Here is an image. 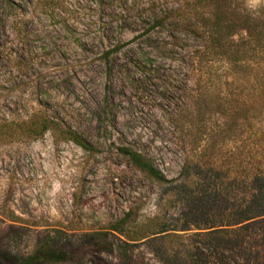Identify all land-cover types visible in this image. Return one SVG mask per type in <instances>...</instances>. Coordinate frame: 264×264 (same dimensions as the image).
<instances>
[{"label":"rangeland","instance_id":"rangeland-1","mask_svg":"<svg viewBox=\"0 0 264 264\" xmlns=\"http://www.w3.org/2000/svg\"><path fill=\"white\" fill-rule=\"evenodd\" d=\"M9 1L11 8L0 0V118H19L26 98H43L98 150L87 152L50 131L38 139L0 144V264H15L13 258L27 256L46 240L72 251L82 264H167L159 251L165 243L160 234L132 241L162 222L147 223L164 210L166 190L116 149L133 146L167 178L178 176L187 152L175 114L181 81L191 74L173 51L149 47L147 37H167V30L157 27L143 35L150 21L142 8L154 0ZM241 2L264 18V0ZM117 40L121 48L112 53L109 68L102 52ZM15 53L28 62L6 63L7 54ZM148 56L157 70L134 65ZM214 69L231 78L226 64ZM107 96L116 112L111 135L97 125ZM222 123L213 115L204 130L216 133ZM232 134L221 142L222 152H264V115L243 124L240 136ZM210 181L204 171L198 183ZM238 194L249 197L244 189Z\"/></svg>","mask_w":264,"mask_h":264},{"label":"trees","instance_id":"trees-1","mask_svg":"<svg viewBox=\"0 0 264 264\" xmlns=\"http://www.w3.org/2000/svg\"><path fill=\"white\" fill-rule=\"evenodd\" d=\"M1 1L11 8L9 0ZM167 2L154 0L142 8L150 21L143 35L156 27L167 30L161 40L147 37L149 47L173 51L185 73L191 74L181 81L182 99L175 114L188 140L187 152L178 176L167 178L140 150L128 144L116 147L133 167L166 190V196L160 197L164 210L147 223L158 218L162 222L132 241L160 234L165 243L159 251L167 264H264V152L225 153L221 146L230 133L240 136L243 124L264 115V18L248 12L241 0ZM120 48L117 40L103 50L109 68L114 65L112 53ZM27 59L23 53L7 54L6 63L23 65ZM151 60L148 56L134 65L146 72L157 70ZM218 63L228 66L231 78L215 71ZM109 99L104 98L97 116L98 130L106 135H111L116 116ZM21 106L19 118H0V144L38 139L50 131L58 140L71 141L87 152L98 150L96 142L65 124L43 98H26ZM213 115L223 119L222 127L216 133L206 132L204 125ZM204 171H209L212 181L200 186ZM242 189L249 197L241 198ZM13 259L15 264H82L72 251L49 240L27 256Z\"/></svg>","mask_w":264,"mask_h":264}]
</instances>
